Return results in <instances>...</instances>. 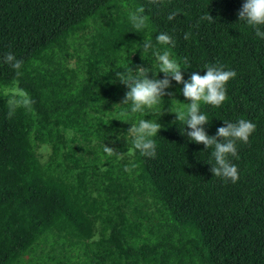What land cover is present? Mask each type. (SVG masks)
Returning <instances> with one entry per match:
<instances>
[{
  "label": "trees",
  "instance_id": "obj_1",
  "mask_svg": "<svg viewBox=\"0 0 264 264\" xmlns=\"http://www.w3.org/2000/svg\"><path fill=\"white\" fill-rule=\"evenodd\" d=\"M244 2L0 0V264H264V39L239 21ZM154 50L170 51L185 81L209 66L236 72L221 106L200 105L210 137L224 121L256 125L229 157L235 183L213 176L214 149L177 120L183 84L142 113L122 105L117 72L164 79ZM142 119L161 125L151 158L128 133Z\"/></svg>",
  "mask_w": 264,
  "mask_h": 264
},
{
  "label": "clouds",
  "instance_id": "obj_2",
  "mask_svg": "<svg viewBox=\"0 0 264 264\" xmlns=\"http://www.w3.org/2000/svg\"><path fill=\"white\" fill-rule=\"evenodd\" d=\"M155 2V0H152ZM145 9L140 7L136 12L132 13L130 20L136 30H140L146 26V16L143 14ZM239 21L246 22L252 26L255 33L261 39H264V0H245L238 12ZM167 19L169 21L175 19V13L170 14ZM205 20L213 21L211 15L207 12L203 17ZM188 36L186 34L185 39ZM157 43L160 45L172 44V38L167 33H160L156 37ZM145 52L153 48L151 40H147L143 44ZM159 72L164 74V79H149L148 73L151 69L137 67L135 75L131 72H117L116 79L124 84L129 90L125 93L122 105L130 104V112L132 114L142 113L146 109H152L159 104L161 98L165 95H172L165 90L171 87V81L177 84H183L182 95L190 103H182L185 105L183 110L175 112L178 121H185V135L190 142L203 144L206 149H214L211 151V157L214 164H210V171L213 176L230 180L235 183L238 179V169L232 164L229 157L237 156V142L248 143L249 137L255 131L256 125L249 120L240 119L236 123L224 121V126L217 129L215 136H209L204 125L208 124V118L205 114H201L200 105L203 102L206 105L219 107L226 100V85L237 74L235 71H225L216 67H207L205 75L201 76L199 72H193L190 79L185 81L182 75L180 64L173 58L168 50L162 53L154 50ZM4 63L10 65L17 70L22 67V61L9 52L4 57ZM187 64V59L184 60ZM156 73V74H158ZM171 110V109H170ZM172 112V111H171ZM12 113H9L11 116ZM161 129V125L157 121L142 119L138 124L131 126L128 133L133 137V150H138L143 156H155V142L152 137L157 136ZM104 153L111 156L113 154L123 156L124 153H118L113 148L104 144Z\"/></svg>",
  "mask_w": 264,
  "mask_h": 264
}]
</instances>
